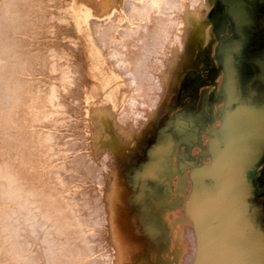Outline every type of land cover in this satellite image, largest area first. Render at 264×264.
Segmentation results:
<instances>
[{"label":"rangeland","instance_id":"obj_1","mask_svg":"<svg viewBox=\"0 0 264 264\" xmlns=\"http://www.w3.org/2000/svg\"><path fill=\"white\" fill-rule=\"evenodd\" d=\"M70 2H28L38 34L18 42L29 88L18 109L26 153L8 156L14 145L0 139V165L18 158L19 171L9 165L17 181L38 191L53 234L67 242L57 264H203L213 258L201 256L210 230H227L264 264V150H246L262 130L264 0H197L193 8L184 0L174 44L149 35L154 8L145 30L129 23L140 18L133 9L123 18L117 7L87 15L89 29L78 30ZM93 50L121 76V95L109 98L93 80ZM229 250L224 264L245 255ZM12 254L0 238V264H25Z\"/></svg>","mask_w":264,"mask_h":264},{"label":"bare ground","instance_id":"obj_2","mask_svg":"<svg viewBox=\"0 0 264 264\" xmlns=\"http://www.w3.org/2000/svg\"><path fill=\"white\" fill-rule=\"evenodd\" d=\"M29 1L30 0H0V28H1V26H3V29H4V31H3L4 34H2L3 29L2 30L0 29V31H1V33H0V67H3L5 65V68L7 69V70H5V68H4L2 70V72H4V73H2L1 69H0V80L2 82V84H0V139H4L3 136H5V138H8L10 140V144L14 145L13 150L10 149L12 151H9V153H11V152L12 153L11 154L8 153L9 154L8 156H10V157H11V155L14 156L15 155L14 153L18 152V151L21 153L22 152L26 153L25 151H26V147H27L26 146L27 144L24 146L25 142H23V139L21 138V137H23V135L20 131V130H22V128H20L21 126L19 124L21 121L20 122L18 121V119H19L18 118V109L20 108V103L22 101V97L26 96L25 90H27V89L29 90V88L25 89L24 90L25 92L22 89V88H24L23 86H25L24 85L25 83L23 82L24 80H22L23 78L21 77L22 76L21 74L25 73L24 72L25 68L23 69L19 63L22 58H21L20 52L18 51V48H19L18 46L20 45V44H18V42H24L23 36H26L27 38L29 36V39H30L31 37L32 38L36 37L38 34V32L36 30H34L32 26L29 25L30 23L28 21V17H26V15H28V13L31 16L30 11H29V10H31V9H29V3H28ZM189 1L191 3V4L189 3L190 6L193 8L194 5L196 4L197 0H189ZM71 2L70 3L72 5L71 6L72 10H68V11H66V13L72 11V12H70V13H72L70 15H71L72 21L74 22V24L76 25L78 30H82L83 28H86V27H87V29H89V27L87 25V15L92 14L93 16L95 15L96 17H103V16L106 17L107 15H109L110 12H112L113 10H116L118 8L119 11L118 10H116V11L120 12L122 15V16L121 15L120 16L124 18V16L128 14L127 13V12H129L128 10L131 11L133 9L131 11V12H133L132 14L139 15L140 18H139V20H135V19L130 20L129 23L133 24V26H136V24H137L136 28L142 27L144 30L147 28V24H148L149 19L153 20V17H154L153 14L156 15V13H158L157 14L158 16L156 15V17L154 19L155 24H156V20L158 19L157 24H156L157 26L156 27L154 26L155 27V29L153 28L154 31H152V29H151V31L149 32V35L150 34H151V36L154 35V38L157 39L156 40L157 42L160 39L159 42L164 43V42L170 41L169 43L173 42V44H174V42L175 43L181 42V36L182 35L179 34L180 32H178V30H179V28H181V24L183 21L182 18L184 16V14L189 11V10H186V12H185L184 0H71ZM81 6H83L85 8V11H83V9H81ZM185 6H187V5H185ZM31 7L33 8L34 6H31ZM39 7H40V4H39ZM152 8L155 9L156 13H154L155 11H153L152 12L153 17L151 18V16H149V13L151 14ZM149 10H151V11H149ZM31 12H32V10H31ZM37 15H38V13H37ZM37 18H36V20L39 19V18L38 19ZM30 19H32V18H30ZM126 20L128 21L129 19H126ZM152 20H150V21H152ZM31 23H33V22H31ZM46 26L50 27L51 24L47 23ZM35 28H37V26ZM180 31H182V28ZM88 33H90V32H88ZM147 33H146V35H147ZM149 35H147V36H149ZM90 36H91L90 34L86 35V37H89V38H90ZM149 38H150V36H149ZM152 40H151V42H152ZM21 48H19V49H21ZM93 52L95 53L94 56H93V54H94ZM93 52H92L93 53L92 56L95 58H92V59H95L96 63L93 60L92 61L89 60V64H88L90 71H91V74H92V77H93V80L98 81L100 83V87H102V89L106 90V92H107L106 95H108L109 98L112 99V97H114L118 94L121 95L122 94L121 91L123 90V88H122V83L118 80L119 78H121V76H115L113 71L108 68L109 66L106 64V62H105L104 58L101 56V54L98 53L96 50H93ZM163 56H165V55H163ZM147 58H149V57H147ZM120 60H121V58H120ZM153 61H151V62H153ZM21 62H23V61H21ZM23 63H27V62L24 61ZM23 63H21V64L24 66ZM121 63H123V61ZM143 64H145V63H143ZM160 66H161V64H160ZM158 67H157V70H158ZM162 67H164V65L161 66V69H163ZM144 71H145V69H144ZM147 74H148V72H147ZM149 76L151 77V75H149ZM152 77H153L154 82L157 83V85H158L159 80L157 79L158 81L156 82V79H154L155 76H152ZM157 77L158 76H156L155 78H157ZM159 77H160V74H159ZM144 79L146 81L147 78H143V80ZM143 80H140V81H143ZM150 80L148 82H146V84L148 83L151 87H149L147 85L146 86L151 89L152 85H154V84L151 85L149 83ZM157 85H155V86L158 87ZM28 86H30V85L28 84ZM136 86H138V85H136ZM110 88H112L113 90L112 89L110 90ZM159 88H161V87H159ZM136 91H137V89H136ZM153 91H154V89H153ZM23 92H24V95H23ZM141 95H142V93H141ZM138 96H140V95H138ZM138 96H136V97H138ZM120 97L121 96H119L117 98H120ZM20 116H21V114H20ZM4 134L8 135V137ZM260 138H259V140L255 139L254 140L255 142H252L251 145L247 144L245 142V145L247 144L246 150L249 152H252L254 150V147H257V146H258V148H257L258 151L264 150V106H263V110H262V130H261V137ZM1 141L2 140H0V142ZM28 142L29 141H27V143ZM17 145L20 146V148H18ZM30 145H31V143H30ZM29 146H28V148H29ZM14 149H16L15 152H13ZM17 149H19V150H17ZM1 152H3V151H1ZM6 152H8V151H6ZM2 155H3V153H1L0 156H2ZM2 157H4V156H2ZM12 158H14V157H12ZM20 158H22V156ZM4 159L5 158H3V160H2L3 162H1V160H0V164L5 163L4 161L6 159L5 160ZM17 159L16 158L12 159V161L14 160L13 162L11 161L13 163L12 165H11V162L9 163L7 161H6L7 164L0 165V166H2V167H0V180H1V182H0V199H1L0 202L3 201L2 203H5V207L1 203V205L5 209L3 210V208H2L0 210V223H1L0 224V229H1L0 230V233H1L0 238H1V243H3L4 248L6 250H9L10 255H11V253H14V254L18 253V254H15L18 257V255L20 254L21 256L19 255V259L23 258L22 260H24L25 264H57L59 261L57 262L56 254L58 253V250H56V249H60L63 245L61 246V244H60L61 242L59 243L57 240V237H55V235L53 234V233L57 232V231H55V228H52L53 225L55 226L56 224L55 223L53 224V222H50V219L47 217V215H49V214L47 213V211L44 212L45 210H43L41 208L42 206L39 205L40 200H38V197H37L38 191L36 194L34 192V190L32 189V187L30 186V184H28L26 182L27 180H25V179H24L25 186L23 187V185H21L22 177H20V176H18V178H20L21 181L20 180L17 181V175H19L21 173L16 174V170H12V168H11V166H13V169H14V166H16L15 168L17 169L18 165L14 164L17 161ZM19 160L23 161V159H19ZM9 165H11V166H9ZM22 166H20V167H22ZM17 170L19 171V169H17ZM26 183H27V185H26ZM39 185H41V184H39ZM27 186H28V188H27ZM41 203H43V202H41ZM57 207H59V206H57ZM42 210H43V212H42ZM55 217H56V215H55ZM232 224H233V221H232ZM57 229H59V228H57ZM184 231H186V230H184ZM188 234H189V236L191 235L190 233H188ZM192 236L194 237V235H192ZM204 236H205V240H206L207 244L210 243V245L207 248V250H205V247H204V251L201 252L202 253L201 256L204 254V257H208L209 252H210V253H212L213 258L212 259L210 258L211 260H208V259L205 260L203 264H224L225 259L229 256V253L231 252L229 250V247L233 250L244 252V254H245L242 257H240V255L238 257H236L234 263H232V264H235V263L236 264H263L261 259H260V255H259L258 251L256 252V250H248L246 248V246L243 245V243H241L240 241L239 242L233 241L234 240L233 234L227 235V230L226 231H222V230L205 231ZM62 237H63V235H62ZM183 237H184V235H183ZM185 240H187V239H185ZM60 241H62V240H60ZM187 242H188V240H187ZM196 242H197V240H196ZM56 243H59L60 245L56 244ZM63 244H65V247H67L66 246L67 242H64ZM202 244H203V240H202ZM171 245H172V248H170V250L172 253L175 251V253L169 258V260H171V262L174 263L178 257V250L174 247L175 246L174 244H171ZM194 245H197V243H195ZM65 247H62L63 252L65 251L64 250ZM192 248H190V250ZM190 250L188 249V251H190ZM186 251L187 250H185V252ZM195 253H196V250H195ZM14 254H12V256H15ZM183 256H184V253H183ZM189 256H190V254H189ZM104 257H106V256H104ZM193 258H196V257H193ZM180 259H182V258H180ZM104 261L106 262L105 258H104ZM180 263H181V261H180ZM80 264H82V262ZM164 264H166V263H164ZM193 264H194V262H193Z\"/></svg>","mask_w":264,"mask_h":264}]
</instances>
